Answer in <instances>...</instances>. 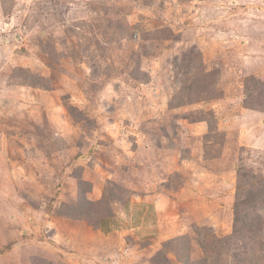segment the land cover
<instances>
[{
	"label": "rangeland",
	"instance_id": "rangeland-1",
	"mask_svg": "<svg viewBox=\"0 0 264 264\" xmlns=\"http://www.w3.org/2000/svg\"><path fill=\"white\" fill-rule=\"evenodd\" d=\"M240 166L264 177V0H0V264H195Z\"/></svg>",
	"mask_w": 264,
	"mask_h": 264
},
{
	"label": "trees",
	"instance_id": "trees-1",
	"mask_svg": "<svg viewBox=\"0 0 264 264\" xmlns=\"http://www.w3.org/2000/svg\"><path fill=\"white\" fill-rule=\"evenodd\" d=\"M210 75L211 74H208L206 79H208ZM205 90L202 92H206ZM206 100L208 99H203L202 101ZM197 119L198 118L193 119L191 117L192 122H196ZM112 197L114 201L116 198H114V196ZM263 197L264 177H262V175L254 176L251 171H247L240 166L236 185L232 233L227 237L213 240L215 246L210 250H212L214 254L213 259L215 262L221 261L222 256H225V259L229 260V264H243L247 258L255 254L264 256V240H258V238L262 236L264 230L262 228L257 229V226L252 223H249L246 227L243 226V223H239V218H241L240 213H246L244 210L254 209L257 201L261 200ZM60 216L72 218L71 215L62 214ZM177 241H179V239ZM174 242L175 240H170L163 244V246L171 245ZM210 250L207 249V247H203L204 256L195 262V264H207V259L209 257L207 252H210ZM185 262V264L190 263L188 255Z\"/></svg>",
	"mask_w": 264,
	"mask_h": 264
},
{
	"label": "crops",
	"instance_id": "crops-1",
	"mask_svg": "<svg viewBox=\"0 0 264 264\" xmlns=\"http://www.w3.org/2000/svg\"><path fill=\"white\" fill-rule=\"evenodd\" d=\"M141 207L142 206H145V201L144 200H142V204L140 205Z\"/></svg>",
	"mask_w": 264,
	"mask_h": 264
}]
</instances>
